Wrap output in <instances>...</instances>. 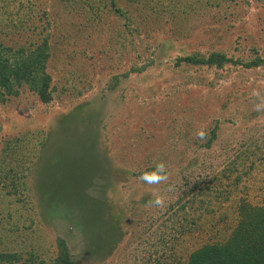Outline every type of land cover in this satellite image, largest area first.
<instances>
[{
    "label": "rangeland",
    "instance_id": "374dc122",
    "mask_svg": "<svg viewBox=\"0 0 264 264\" xmlns=\"http://www.w3.org/2000/svg\"><path fill=\"white\" fill-rule=\"evenodd\" d=\"M27 1L31 20L21 29L3 15L0 44L16 47L34 32H50L47 69L59 91L44 105L24 86L0 103V159L19 171L28 166L33 193L54 190L64 202L43 207L36 199L43 212L27 229L34 245L51 247L54 255L60 237L72 264H185L190 251L229 233L236 195L264 204V111L253 110L259 99L251 95L255 89L264 98V66L173 64L182 52L261 53L264 0H222L212 8L199 0H159L167 8L178 2L177 15L168 14L159 29L145 25L132 35L139 51L117 37L113 15L91 22L82 1ZM170 36L176 42L166 53L163 41ZM149 56L154 63L146 71L113 85L114 75ZM88 99L96 110L88 109ZM200 129L207 132L203 141ZM232 161L242 175L237 185L220 174ZM159 162L167 166L172 191L139 179ZM216 175L214 185L231 198H214V215L191 226L198 206L190 198ZM154 192L165 198L163 209L148 205Z\"/></svg>",
    "mask_w": 264,
    "mask_h": 264
},
{
    "label": "trees",
    "instance_id": "16d2710c",
    "mask_svg": "<svg viewBox=\"0 0 264 264\" xmlns=\"http://www.w3.org/2000/svg\"><path fill=\"white\" fill-rule=\"evenodd\" d=\"M71 1L75 3L76 0ZM158 1L79 0L91 22L99 23L103 13L113 15L118 21V26L114 28L117 37L121 38L123 42L126 40L131 42L136 48L135 51H139L140 48L136 46V43L134 44L132 35L140 34L145 25L151 27L153 24L156 29H159L168 14L171 19H175L177 15V10L174 8L178 2L167 8ZM199 1L201 7L203 3H206L203 7L209 5L212 8L220 6L222 0ZM31 4L27 0L25 4L20 5H17L13 0L8 3L7 0H0V19L2 20L5 15L6 18L13 21V26L21 28L20 26L25 21L31 20L33 16ZM190 8L194 13L197 11L195 4H192ZM166 9L169 10L166 12ZM182 9L185 10L186 7L182 6ZM44 14L46 15L45 12ZM47 23L51 25L50 22ZM41 34L36 36L34 32L32 40L30 36L16 47L0 44L1 104L5 105L10 97L17 96L24 86L34 92L44 105L56 98L55 92L58 89L52 84V75L47 69L51 56V33ZM163 42L164 51L169 52L170 49H174L176 39L174 36H170ZM153 63L154 57L149 56L147 62L140 65L135 64L129 70L114 75L113 85L119 82V77H127L131 72L142 73ZM173 64L175 67L197 66L215 69H222L226 65H239L246 69L259 68L264 66V48L261 53L255 51L253 55L246 58H233L222 50H212L205 54L182 52L175 56ZM84 102L89 107L88 109L96 110L97 106L92 99ZM215 136L216 130L213 129L204 145L209 147ZM2 150L6 151V146ZM12 152L15 151L12 150ZM5 161H8L6 156ZM28 169L27 166L19 171L14 165L4 164V159H0V264H72L71 254L64 239L57 237L53 255L51 247L34 245L33 238L27 230L33 224L34 218L40 214L39 212H43L41 210L44 206L50 207L64 203L54 190L49 193L51 195L41 193L39 190L36 191V194L33 193L28 184L29 172H26ZM237 170L235 161H232L220 171V174L224 178L231 177L232 182L237 185L242 181L241 172ZM218 178L217 175L214 176L205 186L200 187L192 194L190 199L196 202L198 213L196 215L194 213L190 217L191 226L200 221L205 214L214 215V198L218 197L222 200L231 198L229 190L218 189L217 185H214V181ZM55 181L57 183V180ZM203 189L206 191L203 192ZM241 191H243L242 188ZM65 197L67 198V192H65ZM36 199L43 201V207L41 204L37 205ZM234 206L236 219L229 233L222 239L205 242L190 251L185 264H264V204H254L247 196L238 194L235 197ZM185 207L186 204H183L181 209L184 210ZM42 215L46 216L45 213ZM39 219L40 216L38 222Z\"/></svg>",
    "mask_w": 264,
    "mask_h": 264
},
{
    "label": "clouds",
    "instance_id": "9594fccd",
    "mask_svg": "<svg viewBox=\"0 0 264 264\" xmlns=\"http://www.w3.org/2000/svg\"><path fill=\"white\" fill-rule=\"evenodd\" d=\"M252 96L257 97L259 102L253 106L254 111H264V98H261V94L258 90H253ZM207 137V132L203 129H200L197 132V138L200 140H205ZM139 179L148 185H161L165 184L168 185L167 190L172 191L173 186L169 184V173L167 170V166L164 162H159L155 165V167L151 171L143 172ZM154 199L148 202V205L151 207H156L163 209L165 207V198L162 195L157 194L156 192L153 193Z\"/></svg>",
    "mask_w": 264,
    "mask_h": 264
}]
</instances>
